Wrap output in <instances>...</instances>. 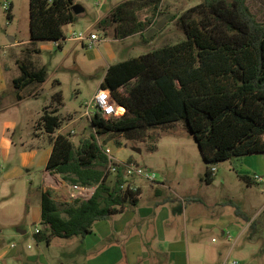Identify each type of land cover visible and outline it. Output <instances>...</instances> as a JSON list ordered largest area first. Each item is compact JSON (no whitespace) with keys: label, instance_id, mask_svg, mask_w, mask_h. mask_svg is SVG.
Returning a JSON list of instances; mask_svg holds the SVG:
<instances>
[{"label":"rangeland","instance_id":"1","mask_svg":"<svg viewBox=\"0 0 264 264\" xmlns=\"http://www.w3.org/2000/svg\"><path fill=\"white\" fill-rule=\"evenodd\" d=\"M122 1L125 0H74L83 11L78 13L76 22L63 25L65 37L72 30H88L98 34L101 41L114 38L112 28L104 34L96 24L89 25L98 15L97 11H103V4L110 10ZM201 1L162 0L159 13L141 34L113 44L116 61L185 39L181 15ZM245 3L256 19L264 22V0H245ZM136 14L139 19H144L149 14V5ZM85 49L78 41L66 40L61 47H57L53 40L30 39L29 0H0V105L5 108L0 120L2 124L4 121H14L16 124L7 131V139L11 142L9 158L3 160L0 154V253L14 245L0 264H129L123 245L129 231L101 237L94 223L92 232L83 240L73 236L52 237L45 241L33 234L34 228H42L39 202L41 170L51 143L47 135L27 137L24 131L36 120L38 108L53 102L59 108L56 113H63L61 125L73 126L71 140L74 144L89 133L92 113L86 114V104L98 90L105 65L102 61H86ZM76 55L85 60L82 68L74 63ZM19 62L30 69L45 67L47 72L45 83L34 82L22 90L25 99L21 102L12 84V80L20 74ZM55 79L63 83L60 86L63 91L61 102L53 95L58 89L51 85ZM33 88H36L37 97L28 95ZM88 109L94 110L92 106ZM149 132L153 137H158L154 151L148 149L154 140H124L120 136L117 138L122 142L121 148L114 141L104 147L112 161L130 157V163L166 180L177 195L164 189L175 202L171 205L172 201L169 200L164 207H172L179 212L182 210L177 222H173L178 231L174 235L171 233L173 238L160 239L151 232L150 238L141 239L142 254L137 256L136 264H172L169 262L170 245L179 240L181 230L184 235L185 264H231L234 261L236 264H264L263 177L260 175L261 181L253 179L252 184L240 177L248 175L254 178L256 166H244L249 164L251 158L253 160L260 155L233 157L217 163L213 180L208 182L205 179L206 163L183 121H173ZM20 152L34 154L26 168L18 164ZM115 163L118 164V161ZM15 166L23 170L22 174L6 179L4 173ZM137 178L143 187L142 201L140 199L138 206L146 207L142 202L153 193L152 181L140 176ZM70 203L58 202L60 207ZM150 208L155 209L154 206ZM237 212L245 214L250 220L247 222ZM172 213H175L174 210ZM232 217L236 219L235 223ZM153 218L150 216V220ZM252 220L254 222L249 225ZM117 241L122 243L116 245L121 255L113 251Z\"/></svg>","mask_w":264,"mask_h":264},{"label":"trees","instance_id":"2","mask_svg":"<svg viewBox=\"0 0 264 264\" xmlns=\"http://www.w3.org/2000/svg\"><path fill=\"white\" fill-rule=\"evenodd\" d=\"M162 0H125L97 22L114 38L142 33L159 13ZM74 0H29L30 39L64 42L63 25L74 23ZM149 5V14L136 12ZM11 19V14L8 13ZM185 39L153 48L136 57L109 65L100 83L108 89L124 113L106 119L99 109L90 115V131L78 144L73 126L61 129V118L44 111L35 129L51 143L45 168L71 184L94 187L92 195L60 207L49 190L40 193L39 240L52 237L85 239L96 221L109 218L136 204L139 190L131 187L119 166L116 178L105 151L108 142L117 147L124 140H154L149 131L181 120L192 134L206 163L205 179L213 180L212 168L223 160L264 155V22L248 9L245 0H202L181 15ZM12 80L19 93L31 83L46 80L45 67L30 69L18 64ZM55 86L59 85L54 80ZM58 101L62 91L54 94ZM131 161L129 160V163ZM252 184L253 178L240 176ZM252 221L251 223H253Z\"/></svg>","mask_w":264,"mask_h":264},{"label":"crops","instance_id":"3","mask_svg":"<svg viewBox=\"0 0 264 264\" xmlns=\"http://www.w3.org/2000/svg\"><path fill=\"white\" fill-rule=\"evenodd\" d=\"M102 8H103V11L102 12H100L101 10L97 11L99 12L98 15L93 18L89 26L97 24V22L109 12V9L105 7V4L102 5ZM82 11L83 9L79 12V14ZM130 36H127L124 38H112V39H109V41L106 39H103V41H101L98 35V39L92 42L89 41L88 39L82 42H78L82 47L84 46L87 48L85 49V57H87L86 61H89V62L102 61L103 64L105 65L103 69L102 77L99 79V84H98L99 87H100V83L103 79V76L106 72L107 67L117 62L116 61L117 54L115 52L116 50L113 47V44L116 41L127 39ZM99 43H100V47L98 46ZM77 47L79 46L77 45ZM84 62L85 60L82 56L81 57L80 55L75 56L74 63L78 67L82 68V66H84ZM46 80H47V76H46ZM46 80L42 83H45ZM57 81L59 82V85L57 86H55L53 82L51 83L52 87L55 86L56 89L60 88V86H63V83L60 80H57ZM31 94H32V97H37L36 88H33L30 90V92H28V95H31ZM17 98L20 100V102L25 99V95L22 93V91L18 93ZM8 108L9 107H7V109ZM38 109L39 111L37 112V117L35 120L36 123H34L35 121L31 122L29 124L30 128L24 131V135H26L27 137L28 136L29 137L37 136L39 138L45 137L46 134L41 129L36 130L34 126L38 123L41 115L43 114L45 110L54 111V113H56L59 108L58 106L54 105L53 102H48L44 106ZM4 110L5 108L0 105V114L1 112H4ZM123 113H124V108L120 107L118 110L119 116L122 115ZM61 114L63 113H60L59 115L60 118H61ZM0 119H1V116H0ZM0 123H1V120H0ZM15 125L16 124L14 121H4L3 124L1 123V126H0V154L3 160H7L9 158L10 151H11V142L10 140L7 139V131L9 128L14 127ZM66 126L67 124L64 126L61 125V128L58 129L57 132H60V130ZM108 144L109 142L107 143V145ZM121 146L119 148H121ZM50 152H51V149H50ZM49 154H48V157H49ZM33 156H34L33 152H28V153L20 152L18 156L19 166H21V168L23 167L26 168L27 166H29L31 164ZM48 157L46 158L48 159ZM47 159L45 161V165H46ZM129 160H131L130 157L127 159L122 157L120 159H115V162L118 161L119 163H127V162L129 163ZM247 166H256L257 174L261 175L264 181V158L262 155L257 156V158H253V160L251 158L249 164L245 165L244 168H246ZM21 168H19L18 166L12 167L11 169H9L8 171L4 173V176L6 177V179L10 177H14V176H19L23 172ZM116 172H112L108 174L107 182L112 183L115 180ZM127 180H128V184H130L131 187L139 190V194L137 195V201H136L137 206L135 205L136 207H131V206L125 207L121 212L115 213L111 215L109 218L96 221L95 223H96L98 232L101 237H107L111 233H114L116 235V234H121L123 232L129 231L127 239L123 243L124 253L126 256H128L129 264H136L137 256H139V254H142L141 239L145 240V239L150 238L151 232L155 233L154 236L160 239L161 238H164V239L173 238L171 233H173V235H174V232H176V234L178 233L177 226L174 225L173 222L174 221L177 222L178 215L182 214V210L179 212L175 208L173 209L172 207L171 208L164 207V205L169 200L172 201L171 205L175 204V202H173V199L165 192L164 189L171 190L175 195H177V192L174 191V189L170 187V185L167 183L166 180L163 181L161 179V176H158L156 180H152L151 182V186H152L151 188L153 189V193H151V195L145 199L144 203L142 202V204H146V207L138 206L140 199L142 201V194H143V187L141 185V180L138 179L137 176H131L127 178ZM93 188L94 187H92L91 189L89 188L86 194H82L79 191H73L71 185L65 183V181L61 178L59 174L50 172L49 170L45 168V166L41 170L40 193L41 191L49 190L56 203L58 202L59 203L60 202L69 203V202H72L75 198H81L83 200H86L91 195ZM39 200H40V196H39ZM148 201H150V203H147ZM185 201H187V199ZM185 201H183V203H185ZM150 205L154 206L155 209L150 208L151 207ZM173 210L175 213H172ZM237 213L243 216L247 222L250 220L245 214L241 212H237ZM150 216H153L154 218L150 220ZM231 220L233 221V223H235L236 221V219H234L233 217ZM252 221H250L249 225L251 224ZM22 233H25V231H23ZM121 244L122 243L119 241L115 242V245L113 248V251L115 254L121 255L119 248L116 247V245L120 246ZM170 247H171L170 248L171 258L169 259V262H171L172 264H185V258H184L185 244H184V235H183L182 230L179 231V240L176 241L175 243H172ZM12 248L13 247H7L6 249H4L0 253V260H3L8 254H10L12 251ZM145 264H148V263L146 262Z\"/></svg>","mask_w":264,"mask_h":264},{"label":"built area","instance_id":"4","mask_svg":"<svg viewBox=\"0 0 264 264\" xmlns=\"http://www.w3.org/2000/svg\"><path fill=\"white\" fill-rule=\"evenodd\" d=\"M5 7H8V6L5 5ZM86 39L92 42L98 39V35L93 32H89L88 30H83V31H78V32L75 30H72L64 38V41L70 40V41L82 42ZM54 43L57 47H60V42L55 41ZM91 106L93 108L99 109L102 116L106 119L115 118L119 116L118 109L120 108V106L117 105L115 99L111 96L110 91L108 89L98 88V90L96 91L94 96L91 98V100L86 104V114L93 112L88 109ZM119 166H123L124 178L126 179L131 176H140L146 180L152 181V180H156V178L158 177L156 173L147 172L133 163H119L118 162L117 164L115 163V161H112V157H109L108 171L116 172ZM212 170H215V168H212ZM253 177H254L253 178L254 180H259V181L262 180V177L260 175L254 174ZM71 187L73 191H79L82 194H86L87 191L89 190V187H83L77 184L71 185ZM37 232H38V228H34L33 234ZM13 246L14 245H11L10 247H13ZM236 263L237 262L234 261L231 264H236Z\"/></svg>","mask_w":264,"mask_h":264},{"label":"water","instance_id":"5","mask_svg":"<svg viewBox=\"0 0 264 264\" xmlns=\"http://www.w3.org/2000/svg\"><path fill=\"white\" fill-rule=\"evenodd\" d=\"M82 9H83V8L80 6V4H76V3H74L73 6H72V10H73V12L76 13V14L79 13ZM94 189H95V188H93L92 193H93ZM92 193H91V195H92ZM91 195H90V196H91ZM90 196H89V197H90ZM89 197H88V198H89ZM88 198H87V199H88Z\"/></svg>","mask_w":264,"mask_h":264},{"label":"bare ground","instance_id":"6","mask_svg":"<svg viewBox=\"0 0 264 264\" xmlns=\"http://www.w3.org/2000/svg\"><path fill=\"white\" fill-rule=\"evenodd\" d=\"M119 110V109H118Z\"/></svg>","mask_w":264,"mask_h":264}]
</instances>
